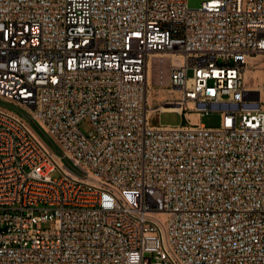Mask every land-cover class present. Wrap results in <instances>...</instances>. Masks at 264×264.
I'll list each match as a JSON object with an SVG mask.
<instances>
[{"label": "built area", "instance_id": "1", "mask_svg": "<svg viewBox=\"0 0 264 264\" xmlns=\"http://www.w3.org/2000/svg\"><path fill=\"white\" fill-rule=\"evenodd\" d=\"M187 1L0 0V264H264V0Z\"/></svg>", "mask_w": 264, "mask_h": 264}, {"label": "rangeland", "instance_id": "2", "mask_svg": "<svg viewBox=\"0 0 264 264\" xmlns=\"http://www.w3.org/2000/svg\"><path fill=\"white\" fill-rule=\"evenodd\" d=\"M201 1L202 0H188L187 4L189 7L195 8L200 5ZM168 69H169L168 64L164 66L162 69L158 65L152 66V70H151L152 75L151 77L150 76L149 77L151 78V81L153 83L152 85H153L154 93H153L152 105L155 107L162 104V102L165 99V96L167 97L168 95L165 86L164 85L161 86L157 82L159 71L163 70L164 79H165ZM260 71L264 72V56H255L250 60V63L245 73L246 87L252 88L254 86L253 88H257V89L261 88L264 91V75L261 76L259 74ZM160 92H164V94L160 95ZM165 92L167 93L165 94ZM0 105L8 108L11 111L17 112L21 116H27V112L25 109H23L20 106H16L14 104L6 103L2 98H0ZM259 105L264 108V102L259 103ZM187 117L189 118L190 121H192L188 115ZM198 120L207 127H215L218 126L220 122V114L219 112L211 111L201 116ZM157 121L160 124H164V125H178L180 123H183V118L180 114L176 112L165 111V112H161L158 115V117L155 119V122ZM80 130L83 133L87 134V132L89 131V125L83 122L80 125ZM58 176H59L58 174L53 175V177H58Z\"/></svg>", "mask_w": 264, "mask_h": 264}, {"label": "bare ground", "instance_id": "3", "mask_svg": "<svg viewBox=\"0 0 264 264\" xmlns=\"http://www.w3.org/2000/svg\"><path fill=\"white\" fill-rule=\"evenodd\" d=\"M168 57H170V59L172 61H176L178 59V57L173 56V55L172 56L170 55ZM168 57L166 58V60H168ZM151 70H152V66L151 67L149 66L148 75L150 77L152 75ZM259 74L262 76V75H264V72L263 71H260ZM253 87L252 88L251 87H247L248 94L251 95V96H253V97H255L257 99V104H259L261 102H264V91L261 88L260 89H257V88H253ZM163 94H164V92H160V95H163ZM160 109L162 111H174V110H176L175 107L169 106V105H162V106H160ZM188 116L191 118L192 122L197 121V115L196 114L190 113V114H188Z\"/></svg>", "mask_w": 264, "mask_h": 264}]
</instances>
